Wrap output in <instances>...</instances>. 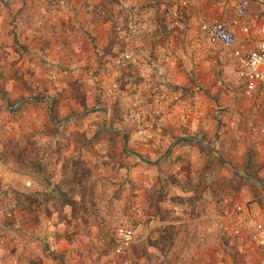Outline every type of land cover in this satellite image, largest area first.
<instances>
[{
    "label": "crops",
    "instance_id": "obj_1",
    "mask_svg": "<svg viewBox=\"0 0 264 264\" xmlns=\"http://www.w3.org/2000/svg\"><path fill=\"white\" fill-rule=\"evenodd\" d=\"M188 1L189 7L183 9L185 20L181 29L177 35L170 29L168 40L163 41L167 36L161 39L163 31L158 20L163 17V8L173 0H1L0 93L10 104H15L14 110L6 105L12 112L26 107L33 109L37 105L40 111L49 106L59 114L68 111L67 99H71L75 84L82 85L81 89L90 99H105L101 81H107L104 72H109V76H114L111 79L123 83L126 98L121 106L129 113L132 102L150 94L153 84L171 85L180 94L179 103L150 104V111L160 119L164 143L169 145L173 137L216 141V135H219L215 149L223 156V165L216 162L207 169V158L196 147H180L179 143L171 153L176 162L184 155H190V173L178 172L179 184L170 189L171 195L184 199L179 206L170 205L171 209L182 211L176 214L186 216L179 229L189 227L173 246L175 262L172 264H211V250L218 243L217 233L227 221L235 220L250 238L259 224L264 225V211L252 204L251 194L235 193V204L227 206L231 196L227 186L233 176L229 170L223 171L224 165L243 164L248 148L252 151L251 161L263 162L264 166V136L260 134L263 115L257 120L259 138L255 139L243 126L247 116L252 115L255 103L261 111L264 108V92L258 85L255 94L247 97L244 83L237 75L236 62L228 57L229 52L209 44L204 36L199 41L189 38L193 16L219 19L229 24L235 16L234 7L241 0ZM251 1V32L246 35L237 31L234 48L241 44L255 48L261 41L259 23L254 17L264 13V0ZM117 25L126 27L127 40H122V35L117 33ZM177 36L183 37L182 42L177 41ZM120 53L132 55L125 68L114 62V57ZM95 76L100 83L95 81ZM191 108L200 112L201 118L186 121L183 113ZM32 120L34 123L28 126L30 132L38 130L37 121ZM139 125L126 118L128 146L136 151L129 155L137 156L136 161L126 160V170L116 169L109 158L96 156L93 159L90 156L83 159L90 168H97L93 174L95 179L108 180L106 183L114 188V194L125 199L119 208L123 210L120 221L125 225L133 224L126 218V212L142 210L146 193L155 185V173L146 169V164L150 165L156 156L160 159L159 152L146 149ZM246 133L249 147H239L238 140ZM185 141L199 143L197 140ZM241 150L243 155H240ZM139 161L140 166L135 167ZM153 165L157 166L156 163ZM187 165L185 160L176 168ZM4 167L0 161V181L5 184L10 181L4 178ZM260 176L264 179V168ZM5 187L7 185L0 189V213L10 210L12 219L0 215V232L7 228L9 231L7 243L0 247V264H33L37 259L42 264L50 263L46 255L36 249L35 243L47 234L43 227L45 217L40 216L39 221L38 218L35 221L18 205L16 188L9 191ZM110 190L111 187L104 188L106 194ZM48 191V186L42 185L41 191L33 193L46 194ZM74 200L78 202L79 199L75 197ZM67 208L73 215V209Z\"/></svg>",
    "mask_w": 264,
    "mask_h": 264
},
{
    "label": "rangeland",
    "instance_id": "obj_2",
    "mask_svg": "<svg viewBox=\"0 0 264 264\" xmlns=\"http://www.w3.org/2000/svg\"><path fill=\"white\" fill-rule=\"evenodd\" d=\"M174 2L175 1L173 0V2L169 3L166 8H163V17L158 20V25H160L163 31L161 39L164 38L163 36H167L163 41L168 40V33L171 31L170 28L165 25V19L167 13L173 7ZM115 29L119 35H122V40L128 39L127 35L129 32L126 31V27L117 25ZM180 29H172L174 35L178 33V30ZM133 36L134 33L132 34V38ZM190 37L192 40L194 39L192 34L189 35V38ZM181 39L183 40V37ZM181 39L179 38L177 41L182 42ZM3 51L7 53L6 50ZM228 57L230 58L229 54ZM104 74L107 81H101V88L103 87V90L105 91V99L101 97L96 100H92L88 97L87 93L81 89L82 85L75 84L71 91V99H67L69 100L66 106L68 111L59 114L55 109H50L49 106L45 107L43 111H40V108H38L37 105H35L33 109H28V107H26L20 110L18 109L16 112H12L7 108L6 101L0 97V150L7 149V151H10L11 147H13L17 153L25 150L24 153L28 158V161L34 159V161H37V163L45 169L44 174L38 173L31 167H29V170L27 168L23 169L21 172H17L15 170V168H17L16 165L13 163L12 165H6L2 162L5 166L4 178L10 181L5 183V186L7 185L5 189L10 191L13 187H15L17 192L33 193V191H41L42 185L48 186L47 179L53 183L51 186H48L49 191L46 193L47 195H45L44 209L42 208L40 210L37 217L38 221L40 216L45 217L46 224L43 227L45 228L47 234H45L46 236L43 238H38L35 242L37 245L36 249L42 251L46 255L47 260L50 262L48 264H73L75 262H78L77 264H172L175 262V256L172 252L173 246L176 241L179 240L180 235L182 234L181 236H183L184 232H188L189 230V227H186L184 230L182 228H180L181 230L179 229V225H181L180 223L186 220V216L176 214L179 211L170 208V205L179 206L181 203L178 200L174 201V199L181 197L171 195L170 189L174 186L172 184H167L165 189L167 193L166 199L160 204L165 211L172 213L169 215L170 218L164 221L160 220L158 217L154 218V212L151 213L149 204L145 198V206L142 210H132L130 214H127L128 212H126V218H130L133 224L125 225L120 221V218L123 217V210L119 209L123 205L125 199L122 198V195L114 194V188L106 183L108 180H104L103 177L95 179L93 174L94 170L97 171V168H90L88 163L83 160L85 159L84 157L88 158L90 156H92L93 159L96 156L100 159L109 158L115 164L116 169L119 168V170H126V160L130 158L136 161L137 159V156L135 157L133 155L132 157L129 155L130 153H135L136 151L130 150L128 141L127 147H125L124 136L122 133H119L120 136L113 140L110 138H104L103 135H101V139H95L99 129V127L95 124L103 121L105 125L104 113L96 109L103 108L106 110L108 113L107 120L109 125L114 129L116 128L118 130L126 131V118L131 123L139 122L141 131L140 134L144 139L141 119L137 118L135 120H130L129 115L131 111L126 113L125 109L121 106L123 100L126 98L123 83L111 79V77L114 76H109V72H104ZM114 83L119 85L122 92V95L116 99L110 97L106 92V90H108ZM162 84L165 83H160L158 85L153 84L151 89H154L150 91V94L139 97L132 102L143 101L142 110L140 112L142 117L156 115L154 112L150 111V104L151 102L154 104H156V102L161 103L162 100L157 101L155 96L159 93L157 89H159ZM76 89H78V91ZM99 100L102 101V104L98 103ZM84 101L87 108L82 106ZM8 104L11 107L15 106L14 103L10 104L9 101ZM252 109L254 110L252 115L247 116L243 126L246 128V132L250 131V134L254 135L255 139H257L260 137V134H258L257 131V120L262 117L263 109L261 111V108L257 106V103L253 105ZM187 111L188 110L183 113V118ZM51 116L56 119L58 124L54 123L55 125H53L51 123ZM33 118L37 121V123L35 122V126L38 125V130L30 132L28 130V126L31 125V123H34L32 120ZM69 118L75 119H71L64 124H59L65 122ZM114 118H119L116 120V123L119 124L112 126L111 121L114 120ZM245 135H248V133L243 134L241 140H238L239 147H249V142L247 141L248 137H245ZM219 139L220 136L216 135V141ZM172 141L173 139L171 138L169 145L164 143V147L161 150L156 151L159 152L160 159L156 156L154 161L151 160L152 163H150V165L146 164V169L155 173L154 178L156 183H158V187L162 185L165 186L164 184L166 183L169 175H178V172L185 171L184 167L177 169V165H167L163 167L164 161L169 158V156L166 157V155L170 150L171 145L176 142ZM216 141L208 142L207 139L205 140L206 143L210 144L214 148L216 147ZM146 149L150 150L147 146ZM174 149L172 150V154L174 153ZM215 150L216 152L211 150L215 158L214 164L218 162L219 165H223L221 161V158H223L221 152L217 149ZM164 153L165 155L163 156ZM240 155H243L242 150L240 151ZM251 156L252 151L248 148V152L246 153V157L243 162L244 166H241V162L235 167L231 164L230 166L224 165L223 171L226 173V171L229 170L233 176L227 186V192L231 195V198L228 197L227 199V206L235 204L236 199L233 197L235 193L247 192L251 194L252 204L264 211L262 206L253 202L255 192H253L249 187L244 186L240 187L239 190H235V187H237L238 184L235 174L242 177L235 171H240L242 174L248 175L250 178H242L252 181L260 188L261 186L252 179H256L259 183L264 185V179L260 176V172L264 168L262 165L263 162H260L259 164L256 162L253 163L251 161ZM144 157L149 158L148 156ZM73 158L76 161L80 160L84 163L86 165V169L91 171V175L82 187L75 186L76 190L74 193H71L73 194V198L76 197L79 199L78 203L80 204V206H77V213L72 215V210H70V208L65 209L63 213L59 212L58 209L60 206L55 205L57 202L56 196H51L49 194L57 187V183L60 180V171L62 170L61 167L64 161L66 159ZM172 162L177 164L179 161L176 162L172 159ZM153 163H156L157 166H154ZM140 164L141 163L139 161L136 163L135 167L140 166ZM160 166L162 168V173L158 169ZM99 168L101 169L98 165V171L100 170ZM131 168H134V165H132ZM106 169L108 168L106 167ZM28 182L31 183L30 186L27 185ZM110 183L115 184L114 181H111ZM156 183L151 189H149V191H154ZM105 186L111 187L108 194L104 191V188H106ZM261 190L264 192V189L261 188ZM262 196H264V193ZM45 210L50 211L52 215L49 216L48 211ZM180 212L182 213V211ZM32 218L35 221L37 220L34 217ZM227 222L228 223L223 228H220L217 233L216 237L218 238V243L216 246L212 247L211 264H264V255L256 247L257 245L253 238L247 237L246 233H244V228L237 225L235 220L233 222ZM114 226H131L133 227L136 235L135 243L130 249L121 255L114 253V245L108 234L109 229ZM237 229L240 230V235L238 236L235 234ZM161 237H164V239L166 238L164 243L158 242ZM154 243H157L158 247L153 245ZM134 245L149 246L148 254L150 255V258H147L140 248L138 249V255L134 251Z\"/></svg>",
    "mask_w": 264,
    "mask_h": 264
},
{
    "label": "built area",
    "instance_id": "obj_3",
    "mask_svg": "<svg viewBox=\"0 0 264 264\" xmlns=\"http://www.w3.org/2000/svg\"><path fill=\"white\" fill-rule=\"evenodd\" d=\"M189 7L188 0H175L173 7L167 13L165 19V25L170 29H177L182 27L185 17L183 9ZM251 0H241L235 7V16L230 19L229 24H226L219 19H207L200 18L198 16H193L191 18V32L193 38L199 41L201 36L206 37L209 44L220 46L222 50L229 52V56L236 62L237 75L241 82L245 86V94L248 97H252L258 90V85L262 88L264 92V13L258 14L254 17V20L259 23V29L261 34V41L255 47L251 48L248 44H241L234 48V43L236 41L237 31L249 35L251 32V26L249 24L251 18ZM105 17L106 13H102ZM121 30V29H118ZM128 36V35H127ZM132 60V55L128 53L118 54L114 58L116 65L125 68L128 63ZM53 75V74H52ZM95 81L99 82L98 77L95 76ZM159 92L155 97L157 101H165L167 103H179L180 95L174 90L171 85L162 84V86L157 89ZM107 94L116 99L122 95L120 87L117 83H114L108 90ZM142 102L132 103V109L129 115L130 120H135L137 118L141 119L143 127V136L146 146L156 152L164 147V139L162 136V129L160 120L156 115H151L149 117H142L140 114L142 110ZM202 114L197 112L196 109H188L187 113L184 115L185 120H190L192 118H201ZM263 118H264V108H263ZM260 134L264 136V119L262 126L260 128ZM27 185H31L30 182ZM242 210L241 208L239 209ZM7 220L12 219V212L3 211L0 213ZM8 229V228H7ZM0 232V247L7 243L8 230ZM109 237L111 238L114 245V253L121 255L126 252L135 243L136 235L132 228L125 226H114L109 229ZM235 234L240 235V230L237 229ZM253 240L256 245L264 253V225L259 224L257 226L256 232L253 235Z\"/></svg>",
    "mask_w": 264,
    "mask_h": 264
},
{
    "label": "trees",
    "instance_id": "obj_4",
    "mask_svg": "<svg viewBox=\"0 0 264 264\" xmlns=\"http://www.w3.org/2000/svg\"><path fill=\"white\" fill-rule=\"evenodd\" d=\"M1 1V0H0ZM78 91V89H76ZM79 98V97H78ZM99 104H102V101H98ZM82 106H84V108H87L85 101L82 103ZM118 113V111H117ZM90 115H94V114H90ZM119 119V118H118ZM118 119H115L111 121V125L114 126L115 124H119L116 123ZM121 121V119H120ZM51 123L53 125L54 122L51 120ZM99 127L96 137L95 139L99 140L101 139V135H103L104 138H110V139H117L120 134L119 133H114V132H110L106 129L103 121L95 124ZM84 137V136H82ZM85 138V137H84ZM83 138V139H84ZM173 141L175 142L178 139H180V137H173L172 138ZM180 147L183 146H187V147H191V148H198V151L200 152V154L202 156H205L206 159V168L207 169H211V167L214 164L215 158L213 155V152L206 148L204 145H202L201 143H197L194 141H184L181 142L179 144ZM1 149V148H0ZM25 150H22L21 152L17 153V151L11 147L10 151H7V149L4 150H0V161L3 162L6 165H12V163L14 165L17 166V168H15V170L17 172H21L23 169H29V167L33 168L35 171H37L40 174H44L45 173V169L41 167V165H39L37 163V161H34V159L29 160L28 158L25 156L24 153ZM165 155V153L163 154V156ZM190 157L189 154L184 155L183 159L181 161H179L177 164H174L172 162V155L169 156V158H167L164 161L163 167L165 166H170V165H177L179 166L182 162H184L185 160H187L188 165L187 167H184L185 171H187V173H190V160H188ZM146 160H150L147 157H143ZM61 173H60V180L57 183V187L54 188L51 193L49 195L56 196L57 202H56V206H60V208L58 209L59 212L63 213V211L65 210L66 207L70 206L73 209V213L76 214L77 213V206H80V204L78 202H76L73 198V194L75 189V186H79L82 187L87 181H88V177L91 175V171L89 169H86V165L84 163H82L80 160H75L73 159H66L61 167ZM159 171H161V166L158 167ZM162 173V171H161ZM176 175H169L168 179L166 181V183L164 184L165 186H160L158 187V183H156V187L154 189V191H149L147 192L146 195V201L149 204V209L152 212H154V218H160V220H167L169 217L170 212H167L163 209V207L160 205L161 202H164L167 196V193L165 191L167 184H172L173 186L179 184L178 179L176 178ZM236 179L238 180V184L237 187H235V190H239L240 187H244L247 186L249 187L253 192H255V198L253 200L254 203H257L258 205L262 206V208H264V196H262V194L264 193L261 188L253 183L252 181L249 180H245L242 177L238 176L237 174H235ZM161 180V179H160ZM48 182V186H51L53 183L47 179ZM159 182V180H158ZM5 185L2 181H0V189L1 186ZM69 190H68V189ZM45 195L47 194H43V193H31V194H27V193H21V192H15V197L16 200L18 202V205L22 206L23 208H25L28 213L34 217L35 219H37L38 214L40 212V210L43 208L44 209V205H45ZM180 201L182 202L183 199L178 198V199H174V201ZM48 211V210H45ZM48 215L51 216V212L48 211ZM169 229V227H168ZM171 229V228H170ZM166 239V238H165ZM164 237L160 238V243H164L165 242ZM153 245L158 247L157 243H154ZM154 246V247H155ZM148 247L149 246H145V245H140V246H133L134 251L139 255V251L138 249L140 248L144 254L146 255L147 258H150V255L148 254ZM33 264H42V261L40 259L35 260V262H33Z\"/></svg>",
    "mask_w": 264,
    "mask_h": 264
},
{
    "label": "water",
    "instance_id": "obj_5",
    "mask_svg": "<svg viewBox=\"0 0 264 264\" xmlns=\"http://www.w3.org/2000/svg\"><path fill=\"white\" fill-rule=\"evenodd\" d=\"M0 97L3 98V99L6 101L8 107H9L10 109L14 110L15 107H14V108L11 107V106L8 104V101L4 98V96H3L1 93H0ZM96 110H99V111H101L102 113H104V115H105V120H104V121H105L106 128H107L108 130H110V131H112V132H118V133H122V134H123V136H124V145H125V147H127L126 131H124V130L114 129V128H112V127L109 125V122H108V120H107L108 113L106 112L105 109L100 108V109H96ZM51 119H52L56 124H58V122L56 121V119H55L53 116H51ZM71 119H75V118H69V119H67L65 122H63V123H59V124H64V123L70 121ZM185 140H197L199 143H201L202 145H204L206 148L212 150L213 152H216V150H215V148H214L213 146H211L210 144H208V143H206V142H204V141H202V140H199V139H192V138H190V137H183V138L179 139L178 141H176V142L173 144V146H172V147L170 148V150L168 151L166 157L170 156L171 153H172V150H173V149H174L179 143H181L182 141H185ZM218 155H219V154H218ZM219 157H220V155H219ZM237 173H238L239 175H241L242 177H244V178H250L248 175H244V174H242L240 171H237ZM252 180L255 181L256 183H258V184L261 186V188L264 189V185H262L261 183H259L256 179H252Z\"/></svg>",
    "mask_w": 264,
    "mask_h": 264
}]
</instances>
